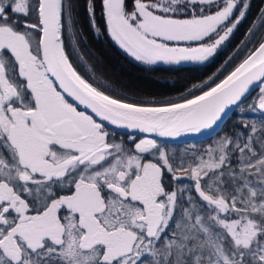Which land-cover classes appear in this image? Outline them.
Instances as JSON below:
<instances>
[{"label":"snow or ice","instance_id":"1","mask_svg":"<svg viewBox=\"0 0 264 264\" xmlns=\"http://www.w3.org/2000/svg\"><path fill=\"white\" fill-rule=\"evenodd\" d=\"M250 6L0 0V264H264V8L174 97L130 99L79 50L82 8L140 64L203 66ZM186 136L210 142L160 139Z\"/></svg>","mask_w":264,"mask_h":264},{"label":"trees","instance_id":"2","mask_svg":"<svg viewBox=\"0 0 264 264\" xmlns=\"http://www.w3.org/2000/svg\"><path fill=\"white\" fill-rule=\"evenodd\" d=\"M83 4L84 0H80ZM99 4V0H97ZM250 8L246 18L238 26L231 37L230 43L216 56L213 63L199 65H143L127 56L111 39L104 33L97 36L89 27L88 19L83 9H80L79 27L82 29L81 36L86 38L80 44V53L87 65L91 66L96 74V79L106 80L119 89L126 90L130 99L142 98L159 99L174 97L183 90L189 82H200L211 75L231 55L236 47L247 38L248 29L254 27V22L260 15V9L264 8V0H250ZM99 6L97 7V19L99 21ZM102 25V21H99ZM260 34H264L261 31ZM251 47V45H249ZM242 58V57H241ZM74 66L85 75L83 70L76 64ZM87 79L88 77L85 76ZM224 127V125L222 126ZM223 134V133H221ZM210 140L185 143H164L169 147H196L207 145ZM177 152V151H175Z\"/></svg>","mask_w":264,"mask_h":264},{"label":"water","instance_id":"3","mask_svg":"<svg viewBox=\"0 0 264 264\" xmlns=\"http://www.w3.org/2000/svg\"><path fill=\"white\" fill-rule=\"evenodd\" d=\"M231 115V114H230ZM223 125H221L222 127ZM161 142H165V143H185V142H198V141H203V140H207L208 138L205 136H186V137H181V138H177L174 140L171 139H166V138H160Z\"/></svg>","mask_w":264,"mask_h":264},{"label":"rangeland","instance_id":"4","mask_svg":"<svg viewBox=\"0 0 264 264\" xmlns=\"http://www.w3.org/2000/svg\"><path fill=\"white\" fill-rule=\"evenodd\" d=\"M160 65H165V64L160 63ZM190 147H192V146H190ZM190 147H184V146L183 147H169L168 150L169 151H177L179 153H182V152H184L186 149H188Z\"/></svg>","mask_w":264,"mask_h":264},{"label":"flooded vegetation","instance_id":"5","mask_svg":"<svg viewBox=\"0 0 264 264\" xmlns=\"http://www.w3.org/2000/svg\"><path fill=\"white\" fill-rule=\"evenodd\" d=\"M165 143V142H164Z\"/></svg>","mask_w":264,"mask_h":264}]
</instances>
